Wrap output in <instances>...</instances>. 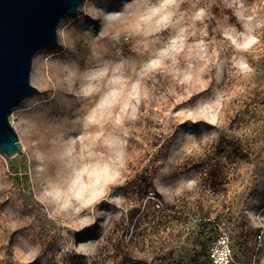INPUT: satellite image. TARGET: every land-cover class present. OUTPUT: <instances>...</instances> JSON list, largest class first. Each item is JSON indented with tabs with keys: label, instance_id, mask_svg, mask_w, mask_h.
I'll return each instance as SVG.
<instances>
[{
	"label": "rangeland",
	"instance_id": "374dc122",
	"mask_svg": "<svg viewBox=\"0 0 264 264\" xmlns=\"http://www.w3.org/2000/svg\"><path fill=\"white\" fill-rule=\"evenodd\" d=\"M103 1L60 22L9 113L0 264H214L221 235L229 264H264V0Z\"/></svg>",
	"mask_w": 264,
	"mask_h": 264
},
{
	"label": "water",
	"instance_id": "95a60500",
	"mask_svg": "<svg viewBox=\"0 0 264 264\" xmlns=\"http://www.w3.org/2000/svg\"><path fill=\"white\" fill-rule=\"evenodd\" d=\"M84 0H0V152L12 158L22 145L9 121L11 109L37 92L30 84L35 54L57 44L60 22Z\"/></svg>",
	"mask_w": 264,
	"mask_h": 264
},
{
	"label": "bare ground",
	"instance_id": "6f19581e",
	"mask_svg": "<svg viewBox=\"0 0 264 264\" xmlns=\"http://www.w3.org/2000/svg\"><path fill=\"white\" fill-rule=\"evenodd\" d=\"M108 0H104L103 3L105 4ZM63 111V106L59 105V109L55 110H48L43 112L44 114L42 115V119L40 121L39 129H40V140L43 142L42 144L44 145L45 138L48 135H52L53 137H58L59 134L62 131V120L59 122L60 124L58 125L56 123L55 116L57 112H62ZM64 113V112H63Z\"/></svg>",
	"mask_w": 264,
	"mask_h": 264
},
{
	"label": "built area",
	"instance_id": "2783aa9c",
	"mask_svg": "<svg viewBox=\"0 0 264 264\" xmlns=\"http://www.w3.org/2000/svg\"><path fill=\"white\" fill-rule=\"evenodd\" d=\"M211 257L214 264H229L230 249L226 236H219L212 247Z\"/></svg>",
	"mask_w": 264,
	"mask_h": 264
},
{
	"label": "trees",
	"instance_id": "16d2710c",
	"mask_svg": "<svg viewBox=\"0 0 264 264\" xmlns=\"http://www.w3.org/2000/svg\"><path fill=\"white\" fill-rule=\"evenodd\" d=\"M201 221L198 226L201 227L202 233H207V236L211 235L213 230L216 228L217 222L211 220L208 216L200 215Z\"/></svg>",
	"mask_w": 264,
	"mask_h": 264
}]
</instances>
